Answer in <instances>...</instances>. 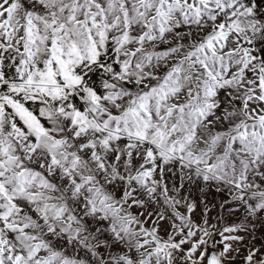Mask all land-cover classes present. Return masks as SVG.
<instances>
[{
    "label": "snow or ice",
    "instance_id": "snow-or-ice-1",
    "mask_svg": "<svg viewBox=\"0 0 264 264\" xmlns=\"http://www.w3.org/2000/svg\"><path fill=\"white\" fill-rule=\"evenodd\" d=\"M0 264H264V0H0Z\"/></svg>",
    "mask_w": 264,
    "mask_h": 264
},
{
    "label": "rangeland",
    "instance_id": "rangeland-1",
    "mask_svg": "<svg viewBox=\"0 0 264 264\" xmlns=\"http://www.w3.org/2000/svg\"><path fill=\"white\" fill-rule=\"evenodd\" d=\"M208 199H209L210 201H212V200L214 199L213 195H210V196L208 197ZM217 211H218V209H213L212 215H215ZM200 212H201V209L198 208V209H197V212H196L195 215L198 217V216L200 215Z\"/></svg>",
    "mask_w": 264,
    "mask_h": 264
}]
</instances>
